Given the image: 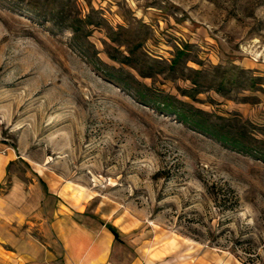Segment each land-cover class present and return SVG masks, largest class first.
<instances>
[{"label": "rangeland", "instance_id": "obj_1", "mask_svg": "<svg viewBox=\"0 0 264 264\" xmlns=\"http://www.w3.org/2000/svg\"><path fill=\"white\" fill-rule=\"evenodd\" d=\"M4 150L143 264H264V0H0Z\"/></svg>", "mask_w": 264, "mask_h": 264}, {"label": "crops", "instance_id": "obj_2", "mask_svg": "<svg viewBox=\"0 0 264 264\" xmlns=\"http://www.w3.org/2000/svg\"><path fill=\"white\" fill-rule=\"evenodd\" d=\"M16 157L6 150L0 155V264H143L112 222L78 224L37 176L12 173L2 189L7 164Z\"/></svg>", "mask_w": 264, "mask_h": 264}, {"label": "trees", "instance_id": "obj_3", "mask_svg": "<svg viewBox=\"0 0 264 264\" xmlns=\"http://www.w3.org/2000/svg\"><path fill=\"white\" fill-rule=\"evenodd\" d=\"M227 192H228V194H229V196L232 198V199H234V204H226V200L224 199L225 198V195L224 194H219V193H213L212 195V200H213V202L218 206V207H220L221 208V210L223 211V212H225V211H229V210H234L235 209V206L237 205V196H236V194H235V191L232 189V188H230V187H227V190H226ZM221 195V196H220ZM221 197V198H220ZM109 229H110V231L115 235V237H116V232H115V229L113 228V227H109ZM238 242V241H237ZM245 243H247V244H251V242L250 241H247V242H245ZM248 246V245H247ZM247 250H245L244 252L245 253H251L250 251H251V248L250 247H248V248H246ZM248 259V261H251L252 259L251 258H247Z\"/></svg>", "mask_w": 264, "mask_h": 264}]
</instances>
